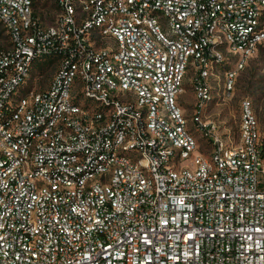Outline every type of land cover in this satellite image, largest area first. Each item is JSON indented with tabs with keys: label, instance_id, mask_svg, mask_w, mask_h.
<instances>
[{
	"label": "built area",
	"instance_id": "1",
	"mask_svg": "<svg viewBox=\"0 0 264 264\" xmlns=\"http://www.w3.org/2000/svg\"><path fill=\"white\" fill-rule=\"evenodd\" d=\"M55 2L46 24L0 0V264H264L254 103L234 145L205 118L264 47V0Z\"/></svg>",
	"mask_w": 264,
	"mask_h": 264
},
{
	"label": "rangeland",
	"instance_id": "2",
	"mask_svg": "<svg viewBox=\"0 0 264 264\" xmlns=\"http://www.w3.org/2000/svg\"><path fill=\"white\" fill-rule=\"evenodd\" d=\"M34 5L35 11L44 23L50 24L55 20L57 10L54 6V0H34ZM50 62V58L39 60L36 62V66L43 70V67H48ZM46 75L49 77L48 73ZM191 75L192 71L188 72L187 77H185L184 91L179 96V102L184 108L189 128L198 139L199 150L209 154L212 145L207 137L201 134L200 130H197L192 120L196 107V97L189 79ZM47 85L48 81L45 80L41 87L44 88ZM214 87V95L206 110L205 118L218 123L226 136L225 139L230 145H234L239 141L241 102L246 98L251 99L260 121L261 140L264 148V47L259 48L239 72L235 89L232 92L223 94L220 85L215 84Z\"/></svg>",
	"mask_w": 264,
	"mask_h": 264
},
{
	"label": "trees",
	"instance_id": "3",
	"mask_svg": "<svg viewBox=\"0 0 264 264\" xmlns=\"http://www.w3.org/2000/svg\"><path fill=\"white\" fill-rule=\"evenodd\" d=\"M54 6H55V8L57 9V3L55 2V0H54Z\"/></svg>",
	"mask_w": 264,
	"mask_h": 264
}]
</instances>
